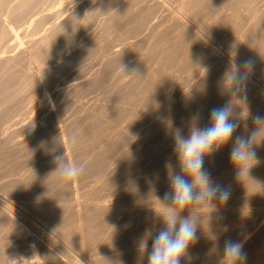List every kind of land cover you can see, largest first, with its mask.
Here are the masks:
<instances>
[{
	"label": "rangeland",
	"instance_id": "rangeland-1",
	"mask_svg": "<svg viewBox=\"0 0 264 264\" xmlns=\"http://www.w3.org/2000/svg\"><path fill=\"white\" fill-rule=\"evenodd\" d=\"M135 1L31 0V3H27L24 0L20 2L13 0L10 5L14 7L13 4H15L17 7L13 11L15 13L10 9V12L8 11V4L1 6L4 8L1 12L5 11L2 14L3 18L5 16L7 22L10 19L8 26L18 33L15 42L18 46L17 48L12 47L13 50L4 46L5 48H2L4 50L0 51V54H6L0 55V58L3 56L0 59V132H3L1 133L3 135L0 134V206H6L7 213L11 217L17 219L24 229L29 230L30 234L36 235V241H27V243L29 249L35 251V254L37 252L40 261H42L40 249L37 245L39 242L47 245V248L55 251L69 264L85 262L82 259H86V255H81L79 244H77L79 235H76V233L81 235L84 232V236L83 234L81 236L87 243L86 247L89 245L88 249L93 254L90 258L94 260H87L88 263L91 261L90 264H121L120 262L122 264H147V254L142 255L139 251L138 240L147 227L158 229L162 226L157 212L163 209L156 198L162 199L169 188L165 163L170 160L174 168L179 171L169 122L172 128H181L185 137L188 135V126L193 116L199 115V127L203 128L207 125L210 110L232 99L228 92H224L221 83L224 73L232 64H240L248 59L254 64L247 83V97H249L245 101L250 115H245L246 112L242 105L237 106L235 118L240 127L236 134L251 132L254 128L251 115L264 114V106H262L264 97L261 96L264 94V0H157L158 2L154 4L153 2L151 4L150 0ZM24 10L27 15L23 14ZM43 13L46 14L45 18L35 23L34 21ZM11 15H14L13 18L16 19L10 18ZM66 17L67 20H64ZM175 18H179L186 27H181ZM108 20L111 22L109 23ZM61 23L67 25L59 27ZM48 24L50 26L47 27ZM54 24H57V27L54 26L53 29ZM104 27L106 28L103 29ZM31 30L36 32L30 33ZM20 31L25 34L21 35ZM78 35H82L83 38ZM195 35L203 36L202 38L208 41L207 44L211 46V49L201 47ZM2 36L3 33L0 34V37ZM73 36L77 37L75 41ZM18 39H23L22 41H25L27 45ZM18 43L25 44V46ZM22 46L23 49H21ZM64 52H67L68 59H65L66 63L63 62L59 70L57 68L53 71L39 73V79L43 80L45 86L42 89L32 71L36 69L35 66L47 65L54 57L62 59L61 53ZM217 64L221 65L217 66ZM42 94L48 98L46 102ZM256 94L260 99L257 100L258 95ZM234 103L238 102L234 101ZM57 129L59 131L62 129L61 135L57 133ZM73 136L76 138L75 143L72 142ZM41 141L45 143L40 145ZM231 143L230 141L214 156L205 158L204 165L208 171L210 170V174L212 173L211 177L215 182L230 189V199L228 198L226 203L215 201L217 211L213 212L209 207L194 206L203 222L197 230L199 239L196 245L194 244L189 249L194 250L198 247L206 249L205 257H209L210 260H214L217 250L223 248L226 237L230 238L240 233L243 226L256 222L261 215L264 216V169H262L264 168V141L254 146L259 162L250 169L249 179L245 177L243 180L237 178V170L230 160ZM60 147L65 149L68 158L65 156L66 153L60 151ZM68 151H70V156ZM128 152L131 153L130 156ZM58 156L62 157L63 161L67 158L65 160L67 163L71 160L70 163L74 162L85 168L84 174L74 178L76 193L69 190L71 186L69 187L68 183L69 185L72 183L71 179L70 183L69 180H61L55 174V169L60 166V161L54 162L55 157ZM74 194H78L79 196L76 197L83 201L81 215L84 218L81 216L80 223L77 222L76 210L68 202ZM65 198L68 199L65 200ZM97 199H110L113 204L111 208L103 212L101 208L96 209L97 206L93 205ZM3 202L9 204V207ZM188 214V209L182 213L183 216ZM207 216H210V219ZM7 217L0 212V218L3 219H0V264H7L6 256L10 253L17 256L23 250L24 244L28 246L26 242H22L23 231L18 235L20 232L17 226L12 225V221ZM44 219L47 220L44 221ZM29 225L32 228H29ZM257 232L258 235L253 234L256 238L252 236L254 239L252 241L250 239L248 241L250 244L247 242L243 248L244 252L248 253L247 261L251 264H258V260V263L252 262L251 258L255 253L264 251L261 249L264 248V245L261 246L264 240V224L259 226ZM209 233L217 234L221 238L218 244L213 239L211 240ZM16 240L18 242L20 240V245ZM148 247L151 248V240H149ZM202 257L198 256L196 261L193 260L186 264H199ZM260 261L259 264H264L262 259ZM47 264L56 263L50 258ZM180 264L184 263L180 262Z\"/></svg>",
	"mask_w": 264,
	"mask_h": 264
},
{
	"label": "clouds",
	"instance_id": "clouds-1",
	"mask_svg": "<svg viewBox=\"0 0 264 264\" xmlns=\"http://www.w3.org/2000/svg\"><path fill=\"white\" fill-rule=\"evenodd\" d=\"M253 68V62L248 59L240 64L234 63L226 70L222 78L223 88L232 99L222 106L213 107L209 112V122L203 128L198 126L199 115L191 118L187 137L181 128H172L169 122L179 171L170 160L165 163L169 188L162 199L156 198L163 209L157 212L162 226L158 229L146 228L138 240L139 251L142 255L147 254V264H180L181 258L191 261L189 248L199 239L197 230L202 226L201 215L194 206L209 207L213 212L217 211L215 201L227 202L230 189L212 179L204 167L205 158L214 156L231 141L230 160L237 170L238 179H249L250 169L258 163L254 146L264 141V114L251 115L254 128L246 134H236L240 124L235 118V109L241 105L246 116L250 115L245 101L248 78ZM75 140L73 136L72 142L75 143ZM44 143L41 141L40 145ZM128 155L131 153L128 152ZM56 161H60V166L55 169V174L61 180H70L85 172L83 165L67 163L62 157H55ZM186 209L189 214L183 216L182 212ZM209 235L218 244L219 236L214 233ZM243 248V241L226 239L222 249L225 264H247Z\"/></svg>",
	"mask_w": 264,
	"mask_h": 264
},
{
	"label": "bare ground",
	"instance_id": "bare-ground-1",
	"mask_svg": "<svg viewBox=\"0 0 264 264\" xmlns=\"http://www.w3.org/2000/svg\"><path fill=\"white\" fill-rule=\"evenodd\" d=\"M13 0H0V29H2V33H3V36L2 37H4V39L2 38V37H0V51L1 50H4V49H2L4 46H6L7 48L8 47H10L11 49H12V47L14 48V46H16V48H17V46L18 45H15L16 43V38H17V32H15V31H13L12 30V28L10 27V26H8V23L10 22V19L8 20L9 22H7L6 21V18H5V16H4V18H3V16H2V14H3V12H5V11H3V12H1L2 10V8H1V6H6L7 4H8V6H7V9H8V11L10 12V10H11V12H13L17 7H15V4H13L14 5V7L13 6H11L10 5V3L12 2ZM21 0H19V2H20ZM25 2L27 1V3H31V0H24ZM35 1V0H34ZM40 1V0H39ZM50 1V0H49ZM79 1V0H78ZM84 1V0H83ZM116 1H118V0H116ZM130 1V0H129ZM135 1V0H134ZM151 1V4H152V2H153V4H154V2L156 3V2H158L157 0H150ZM17 3H18V1H16ZM115 2V1H114ZM136 2V1H135ZM208 2V1H207ZM211 2V1H210ZM34 3V2H33ZM41 3V2H40ZM39 3V4H40ZM100 3V2H99ZM147 3V2H146ZM178 3V2H177ZM222 3V2H221ZM36 4V3H35ZM56 4V3H55ZM82 4V3H81ZM87 4V3H86ZM104 4V3H103ZM134 4V3H133ZM149 4V3H148ZM147 4V5H148ZM170 4V3H169ZM26 5V4H25ZM54 5V4H53ZM65 5V4H64ZM75 5V4H74ZM79 5V4H78ZM128 5V4H127ZM143 5V4H142ZM156 5V4H155ZM158 5H160V3L158 4ZM216 5V4H215ZM22 6V5H21ZM24 6V5H23ZM40 6V5H39ZM82 6V5H81ZM124 6V5H123ZM157 6V5H156ZM203 6V5H202ZM26 7V6H25ZM125 7V6H124ZM159 7V6H158ZM188 7V6H187ZM24 8V7H23ZM22 8V9H23ZM32 8V7H31ZM39 8V7H38ZM52 8V7H51ZM59 8V7H58ZM76 8V7H75ZM77 8H79V7H77ZM82 8V7H81ZM84 8V7H83ZM82 8V9H83ZM95 8V7H94ZM196 8V7H195ZM201 8V7H200ZM4 9V8H3ZM10 9V10H9ZM28 9V8H27ZM26 9V10H27ZM29 9H30V7H29ZM37 9V8H36ZM106 9V8H105ZM143 9V8H142ZM166 9V8H165ZM26 10H24V12H23V14L25 13V11ZM50 10V9H49ZM56 10V9H55ZM67 10V9H66ZM66 10H64V11H66ZM92 10H94V9H92ZM96 10V9H95ZM98 10V9H97ZM122 10V9H121ZM140 10H141V8H140ZM163 10V9H162ZM219 10V9H218ZM19 11V10H18ZM30 11V10H29ZM38 11V10H37ZM224 11H226L225 9H224ZM52 12V11H51ZM141 12V11H140ZM172 12V11H171ZM191 12V11H190ZM13 13H15V12H13ZM13 13H11V14H13ZM19 13H21V12H19ZM30 13V12H29ZM33 13V12H32ZM167 13V12H166ZM165 13V14H166ZM173 13V12H172ZM209 13V12H208ZM211 13V12H210ZM22 14V15H23ZM26 14V13H25ZM40 14V13H39ZM96 13H94V15H95ZM101 14V13H100ZM145 14V13H144ZM180 14V13H179ZM229 14V13H228ZM5 15V14H4ZM15 15V14H14ZM14 15H11L12 17H10V18H13V16ZM27 15V14H26ZM29 15V14H28ZM31 15V14H30ZM32 15H34V14H32ZM31 15V16H32ZM45 15L46 14H44L43 13V15H41V16H39L38 17V19H36L34 22L35 23H38V21L39 20H41L42 18L44 19L45 18ZM67 15V14H66ZM74 15V14H73ZM148 15V14H147ZM182 15V14H181ZM209 15V14H208ZM17 16V15H16ZM21 16V15H20ZM25 16V15H24ZM24 16H23V18H24ZM90 16V15H89ZM96 16V15H95ZM171 16V15H170ZM219 16V15H218ZM224 16V15H223ZM22 17V16H21ZM27 17V16H26ZM65 17V16H64ZM77 17V16H76ZM148 17V16H147ZM154 17V16H153ZM171 17H173V16H171ZM175 17H177V16H175ZM206 17V16H205ZM58 18V17H57ZM61 18H63V17H61ZM94 18V17H93ZM209 18V17H208ZM16 19V18H15ZM14 18H13V20H15ZM25 19V18H24ZM29 19H30V17H29ZM172 19V18H171ZM176 19V21L181 25V27L182 26H184L183 28H185L186 27V25L179 19V18H175ZM13 20H12V22H13ZM23 20V19H22ZM64 20H67V17L64 19ZM64 20H62L63 22H64ZM77 20V19H76ZM89 20V19H88ZM111 20V19H110ZM169 20V19H168ZM208 20V19H207ZM216 19H214V21H215ZM18 21V20H17ZM56 21V20H55ZM60 21V20H59ZM114 21V20H113ZM228 21V20H227ZM29 22H30V20H29ZM50 22V21H49ZM66 22V21H65ZM72 22V21H71ZM106 22H107V20H106ZM108 22H109V20H108ZM111 22V21H110ZM109 22V23H110ZM140 22V21H139ZM191 22V21H190ZM17 23V22H16ZM26 23H27V21H26ZM58 24H59V22H57ZM69 23V22H68ZM86 23H88V22H86ZM94 23V22H93ZM50 24V23H49ZM46 25L47 27L48 26H50V25ZM65 24V23H64ZM72 24V23H71ZM70 24V25H71ZM92 24V23H91ZM154 24H156V23H154ZM173 24V23H172ZM10 25V24H9ZM22 25V24H21ZM28 25V24H27ZM57 24H54V25H52L53 26V29L55 28V27H57L56 26ZM63 24L61 23V25H58L59 27H61ZM67 25V24H66ZM66 25H63V26H66ZM90 25V24H89ZM105 25H107V24H105ZM122 25V24H121ZM158 25V24H157ZM211 25V24H210ZM240 25V24H239ZM31 26V25H30ZM55 26V27H54ZM85 26V25H84ZM169 26V25H168ZM167 26V27H168ZM219 26V25H218ZM26 27V26H25ZM24 27V28H25ZM42 27V26H41ZM46 27V28H47ZM138 27V26H137ZM199 27V26H198ZM15 28V27H14ZM16 28H19V27H16ZM27 28V27H26ZM43 28V27H42ZM68 28V27H67ZM106 27H104L103 29H105ZM108 28V27H107ZM155 28V27H154ZM189 28V27H188ZM208 28V27H207ZM34 29V28H33ZM41 29V28H40ZM52 28H50V30H51ZM61 29V28H60ZM109 29V28H108ZM107 29V30H108ZM146 29V28H145ZM191 29V28H190ZM219 29V28H218ZM21 30V29H20ZM38 30V29H37ZM57 30H59V29H57ZM82 30V29H81ZM80 30V31H81ZM142 30H144V29H142ZM173 30V29H172ZM177 30V29H176ZM192 30V29H191ZM205 30V29H204ZM235 30V29H234ZM21 31H23V30H21ZM20 31V32H21ZM25 31V30H24ZM32 31H34V30H31V32L30 33H32ZM49 31V30H48ZM53 30H51V32H52ZM66 31H68V30H66ZM86 31V30H85ZM100 31V30H99ZM104 31V30H103ZM146 31V30H145ZM168 31V30H167ZM233 31V30H232ZM34 32H36V31H34ZM34 32H33V34H34ZM43 32V31H42ZM45 32V31H44ZM70 32V31H69ZM109 32V31H108ZM131 32V31H130ZM2 33H0L1 35H2ZM22 34L21 35H23V34H25V33H23V32H21ZM40 33V32H39ZM38 33V35H40ZM48 33V32H47ZM46 33V34H47ZM56 33V32H55ZM67 33V32H66ZM83 33H84V31H83ZM132 33V32H131ZM148 33V32H147ZM172 33V32H171ZM197 33V32H196ZM202 33H203V31H202ZM259 33V32H258ZM20 34V33H19ZM27 34V33H26ZM49 34H51V33H49ZM53 34H54V32H53ZM57 34V33H56ZM71 34V33H70ZM80 34V33H79ZM93 34V33H92ZM123 34V33H122ZM137 34V33H136ZM20 35V36H21ZM28 35H29V33H28ZM30 35H32V34H30ZM37 35V36H38ZM41 35H43V34H41ZM65 35V34H64ZM82 35H84V34H82ZM79 36V37H82L83 38V36ZM91 35V34H90ZM98 36L100 35V34H97ZM158 35V34H157ZM43 36H45V35H43ZM47 36V35H46ZM58 36V35H57ZM85 36V35H84ZM95 36V35H94ZM153 36V35H152ZM166 36V35H165ZM197 35H195V37H196ZM35 37V36H34ZM67 37V36H66ZM72 37V36H71ZM74 38L76 37V36H73ZM88 37V36H87ZM91 37V36H90ZM132 37V36H131ZM163 37V36H162ZM203 37V36H202ZM201 37V35L199 36H197L196 38H198L197 40H198V42H199V44L201 45V47H203V48H205V49H211V46H209L208 44H207V42L203 39ZM249 37V36H248ZM1 38H2V40H1ZM20 38V37H19ZM33 38V37H32ZM36 38V37H35ZM35 38L33 39V40H35ZM49 38V37H48ZM55 38V37H54ZM74 38H72V39H74ZM77 38V37H76ZM76 38L74 39V41L76 40ZM82 38H81V40H82ZM94 38H96V37H94ZM93 38V39H94ZM117 38V37H116ZM25 39V38H24ZM30 39V38H29ZM29 39H26V40H28L29 41ZM38 39H39V37H38ZM38 39L36 40V41H38ZM50 39V38H49ZM69 39H70V37H69ZM87 39V38H86ZM135 39V38H134ZM19 40V39H18ZM23 40V39H22ZM22 40H19L20 42H23V43H25V41H22ZM32 40V41H33ZM55 40V39H54ZM58 40V39H57ZM56 40V41H57ZM68 40V39H67ZM71 40V39H70ZM79 41H81L80 39H78ZM77 40V41H78ZM207 40V39H206ZM9 41V42H8ZM31 41V40H30ZM76 41V42H77ZM79 41L77 42L78 44H79ZM95 41V40H94ZM97 41V40H96ZM156 41V40H155ZM3 42L5 43V44H3ZM48 42H50V40L48 41ZM54 42V41H53ZM59 42V41H58ZM65 42H67V41H65ZM71 42V41H70ZM90 42H92V41H90ZM122 42V41H121ZM187 42V41H186ZM190 42V41H189ZM34 43H35V45H36V42L34 41ZM39 42H37V44H38ZM56 43V42H55ZM62 43V42H61ZM77 43H75V44H77ZM105 43V42H104ZM149 43H151V42H149ZM170 43V42H169ZM18 44H20V43H18ZM26 44V43H25ZM25 44H20V45H24L25 46ZM60 44V43H59ZM66 44V43H65ZM68 44V43H67ZM71 44V43H70ZM69 44V45H70ZM74 44V45H75ZM80 44H83V43H80ZM87 44H89V43H87ZM136 44V43H135ZM192 44H194V43H192ZM217 44V43H216ZM252 44V43H251ZM19 45V46H20ZM27 45V44H26ZM63 45V44H62ZM250 45V44H249ZM57 46V45H56ZM71 46H73V45H71ZM76 46V45H75ZM79 46V45H78ZM81 47H82V45H80ZM107 46H108V44H107ZM118 46V45H117ZM169 46V45H168ZM182 46V45H181ZM244 46V45H243ZM28 47H29V45H28ZM50 47V46H49ZM77 47V46H76ZM173 47V46H172ZM5 48V47H4ZM25 48V47H24ZM61 48H62V46H61ZM119 48V47H118ZM153 48V47H152ZM9 49V48H8ZM19 49V48H18ZM21 49H23V46L21 47ZM27 49V48H26ZM57 49V48H56ZM55 49V50H56ZM67 49V48H66ZM73 49V48H72ZM100 49H101V47H100ZM114 49V48H113ZM124 49V48H123ZM141 49V48H140ZM213 49V48H212ZM248 49V48H247ZM13 50V49H12ZM14 50H16V49H14ZM20 50V49H19ZM18 50V51H19ZM30 50V49H29ZM36 50V49H35ZM75 50H76V48H75ZM83 50V49H82ZM90 50H91V48H90ZM93 50H95V49H93ZM92 50V51H93ZM119 50H120V48H119ZM218 50V49H217ZM11 51V50H10ZM18 51H17V53H18ZM21 51V50H20ZM31 51V50H30ZM34 51V50H33ZM65 51V50H64ZM70 51V50H69ZM116 51V50H115ZM115 51H113V53L115 52ZM176 51V50H175ZM212 51H214V50H212ZM2 52V51H1ZM4 52V51H3ZM7 52V51H6ZM76 52H77V50H76ZM85 52V51H84ZM104 52V51H103ZM121 52V51H120ZM123 52V51H122ZM12 53V52H11ZM14 53V52H13ZM17 53H16V56H17ZM59 53H60V51H59ZM65 53V52H64ZM64 53H61V55H62V59L60 58H53L52 60H49V63L46 65H44V66H35L36 67V69H34V72L32 71V73H33V75H34V78L37 80V82H38V84H39V86L42 88V89H44V83H43V80L41 81L40 79H39V73H42V72H49V71H53V70H55V69H57L58 68V70H59V67L60 66H62V64H64L63 62H65L66 63V61H65V59H68L67 58V52L64 54ZM82 53V52H81ZM87 53V52H86ZM85 53V54H86ZM96 53V52H95ZM156 53V52H155ZM205 53V52H204ZM243 53V52H242ZM9 54V53H8ZM8 54H7V56H8ZM19 54V53H18ZM73 54V53H72ZM76 54V53H75ZM80 54V53H79ZM82 54H84V53H82ZM99 54V53H98ZM97 54V55H98ZM126 54V53H125ZM164 54V53H163ZM0 55H6V54H0ZM11 55V54H10ZM88 55H90V54H88ZM115 55V54H114ZM177 55V54H176ZM185 55V54H184ZM7 56H6V58H7ZM12 56H14V55H12ZM25 56V55H24ZM75 56V55H74ZM80 56H83V55H80ZM86 56V55H85ZM84 56V57H85ZM167 56V55H166ZM174 56V55H173ZM172 56V57H173ZM213 56V55H212ZM10 57V56H9ZM19 57V56H18ZM23 57V56H22ZM193 57V56H192ZM211 57V56H210ZM215 57H217V56H215ZM3 58V56H1V58L0 59H2ZM6 58H4L5 60H8V59H6ZM100 58V57H99ZM112 58V57H111ZM110 58V59H111ZM146 58V57H145ZM168 58V57H167ZM219 58V57H218ZM221 58V57H220ZM21 59V58H20ZM19 59V60H20ZM31 59V58H30ZM41 59V58H40ZM82 59V58H81ZM118 59H119V57H118ZM243 59V58H242ZM183 60V59H182ZM220 60V59H219ZM253 60V59H252ZM2 61V60H1ZM11 61H13V60H11ZM26 61V60H25ZM47 61V60H46ZM81 61V60H80ZM96 61V60H95ZM102 61V60H101ZM139 61V60H138ZM221 61H222V58H221ZM220 61V62H221ZM5 62V61H4ZM32 62V61H31ZM110 62H111V60H110ZM126 62V61H125ZM212 62V61H211ZM225 62V61H224ZM223 62V63H224ZM1 63H3V62H1ZM12 63V62H11ZM99 63V62H98ZM114 63V62H113ZM138 63V62H137ZM164 63V62H163ZM205 63V62H204ZM29 64V63H28ZM130 64H132V63H130ZM8 65V64H7ZM36 65V64H35ZM147 65V64H146ZM219 65H221V64H219ZM218 64H217V66H219ZM226 65H227V63H226ZM10 66V65H9ZM69 66H70V64H69ZM187 66V65H186ZM208 66V65H207ZM14 67V66H13ZM66 67V66H65ZM121 67V66H120ZM25 68V67H24ZM125 68V67H124ZM131 68V67H130ZM5 69H6V67H5ZM23 69V68H22ZM95 69V68H94ZM129 69V68H128ZM164 69V68H163ZM221 69V68H220ZM30 70V69H29ZM110 70V69H109ZM184 70V69H183ZM37 71V72H36ZM63 71V70H62ZM116 71V70H115ZM130 71V70H129ZM150 71V70H149ZM158 71V70H157ZM213 71V70H212ZM215 71V70H214ZM11 72V71H10ZM13 72V71H12ZM55 72V71H54ZM56 72H57V70H56ZM89 72V71H88ZM106 72H107V70H106ZM118 72H119V70H118ZM152 72V71H151ZM154 72V71H153ZM180 72V71H179ZM218 72V71H217ZM223 72V71H222ZM141 73V72H140ZM197 72H195V74H196ZM31 74V73H30ZM63 74V73H62ZM200 74H201V72H200ZM214 74V73H213ZM252 74V73H251ZM20 75V74H19ZM60 75V74H59ZM105 75V74H104ZM167 75V74H166ZM136 76H137V74H136ZM21 77V76H20ZM148 77V76H147ZM197 77V76H196ZM2 78V77H1ZM16 78V77H15ZM18 78V77H17ZM95 78H96V76H95ZM189 78V77H188ZM57 79V78H56ZM114 79V78H113ZM143 79V78H142ZM146 79V78H145ZM2 80V79H1ZM5 80H6V78H5ZM14 80V79H13ZM130 80V79H129ZM148 80V79H147ZM220 80V79H219ZM159 81V80H158ZM92 82V81H91ZM111 82V81H110ZM162 82V81H161ZM180 82V81H179ZM2 83V82H1ZM105 83V82H104ZM125 83V82H124ZM127 83V82H126ZM169 83V82H168ZM222 83V82H221ZM220 83V84H221ZM5 84V83H4ZM128 84V83H127ZM135 84V83H134ZM148 84V83H147ZM156 84V83H155ZM161 84V83H160ZM173 84H175V83H173ZM187 84V83H186ZM189 84V83H188ZM223 84V83H222ZM96 85V84H95ZM137 85V84H136ZM185 85V84H184ZM194 85V84H193ZM251 85V84H250ZM10 86V85H9ZM38 86V87H39ZM113 86V85H112ZM8 87V86H7ZM37 87V86H36ZM117 87V86H116ZM196 87V86H195ZM199 87V86H198ZM5 88V87H4ZM40 88V89H41ZM194 88V87H193ZM10 89V88H9ZM109 89V88H108ZM219 89V88H218ZM7 90V89H6ZM5 90V91H6ZM107 90V89H106ZM133 90V89H132ZM208 90V89H207ZM206 90V91H207ZM4 91V90H3ZM112 91V90H111ZM164 91V90H163ZM248 91V90H247ZM2 92V91H1ZM26 92V91H25ZM186 92V91H185ZM220 92V91H219ZM218 92V93H219ZM224 92H225V90H224ZM262 92V91H261ZM261 92H259L260 93V95H261ZM105 93V92H104ZM151 93V92H150ZM201 93V92H200ZM24 94H26V93H24ZM190 94V93H189ZM251 94V93H250ZM1 95V94H0ZM27 95V94H26ZM195 95V94H194ZM256 95H258V94H256ZM118 96V95H117ZM133 96V95H132ZM173 96V95H172ZM176 96V95H175ZM226 96V95H225ZM255 96V95H254ZM262 97H264V94H262L261 95ZM260 96V97H261ZM5 97V96H4ZM42 97H43V99L45 100L44 102H46L47 101V97L45 96V94L43 95L42 94ZM103 97V96H102ZM249 97V96H248ZM247 97V98H248ZM256 97V96H255ZM18 97H16V99H17ZM117 98V97H116ZM121 98V97H120ZM148 98V97H147ZM210 98V97H209ZM226 98V97H225ZM37 99V98H36ZM115 99V98H114ZM157 99V98H156ZM258 99H260L259 98V95H258V98H257V100ZM249 100H251V99H249ZM262 100V99H261ZM260 100V101H261ZM148 101V100H147ZM16 102V101H15ZM221 102V101H220ZM258 102V101H257ZM143 104V103H142ZM145 104V103H144ZM251 104V103H250ZM4 105V104H3ZM187 105V104H186ZM205 105V104H204ZM220 105V104H219ZM262 105V104H261ZM9 106V105H8ZM11 106V105H10ZM9 106V107H10ZM169 106V105H168ZM262 106H264V105H262ZM3 107V106H2ZM180 107V106H179ZM208 107V106H207ZM6 108V107H5ZM164 108V107H163ZM182 108V107H181ZM195 108V107H194ZM237 108V107H236ZM251 108V107H250ZM2 109V108H1ZM173 109V108H172ZM199 109V108H198ZM204 109V108H203ZM208 110V109H207ZM236 110V109H235ZM146 111V110H145ZM189 111V110H188ZM57 112V111H56ZM169 112V111H168ZM179 112V111H178ZM241 112V111H240ZM3 113V112H2ZM9 113V112H8ZM58 113V112H57ZM135 113V112H134ZM193 113V112H192ZM205 113V112H204ZM236 113H238V112H236ZM242 113V112H241ZM54 114H55V112H54ZM156 114V113H155ZM177 115V114H176ZM205 115V114H204ZM238 115V114H237ZM240 115V114H239ZM246 115V114H245ZM55 116V115H54ZM2 117V116H1ZM176 117V116H175ZM9 118V117H8ZM57 118V117H56ZM177 118V117H176ZM209 118V117H208ZM123 120V119H122ZM144 120V119H143ZM245 120H247V119H245ZM8 121V120H7ZM54 121V120H53ZM52 121V122H53ZM59 121V120H58ZM135 121V120H134ZM155 122V121H154ZM163 122V121H162ZM248 122V121H247ZM145 123V122H144ZM191 123V122H190ZM241 123V122H240ZM5 124V123H4ZM53 124V123H52ZM55 124V123H54ZM155 124H157V123H155ZM57 125H58V123H57ZM15 126V125H14ZM151 126V125H150ZM57 127V126H56ZM65 127V126H64ZM174 127V126H173ZM2 128V127H1ZM6 128V127H5ZM11 128H13V126L11 127ZM10 128V129H11ZM10 129H8V130H10ZM60 129V128H59ZM59 129H57V133L59 134V135H61V133H60V131L62 130H60L59 131ZM63 129H65V128H63ZM163 129V128H162ZM161 129V130H162ZM4 130V129H3ZM11 130H13V129H11ZM16 130H17V128H16ZM20 130V129H19ZM55 130V129H54ZM253 130V129H252ZM6 131V130H5ZM90 131V130H89ZM104 131V130H103ZM64 132V131H63ZM63 132H62V134H63ZM185 132V131H184ZM1 133H3V132H0V134ZM5 133V132H4ZM188 133V132H187ZM6 134V133H5ZM32 134V133H31ZM58 134H57V136H58ZM1 135H3V134H1ZM0 135V136H1ZM29 135V134H28ZM149 135V134H148ZM48 136V135H47ZM62 136H64V135H62ZM101 136V135H100ZM28 137V136H27ZM35 137V136H34ZM60 137V136H59ZM142 137V136H141ZM6 138H7V135H6ZM21 138H23V137H21ZM56 138H58V137H56ZM64 139V138H63ZM21 140V139H20ZM26 140V139H25ZM18 142H19V140H18ZM126 142V141H125ZM64 143H65V141H64ZM17 144V143H16ZM69 144V143H68ZM232 144V143H231ZM230 144V145H231ZM63 145V144H62ZM150 145V144H149ZM166 145V144H165ZM1 147V146H0ZM59 147V146H58ZM65 147V146H64ZM68 147V146H67ZM129 147V146H128ZM132 147V146H131ZM125 148V147H124ZM60 149V151L62 152V153H66V151H65V149H63L62 147H60L59 148ZM69 149V148H68ZM77 149V148H76ZM121 150V149H120ZM8 151V150H7ZM59 151V150H58ZM170 151V150H169ZM70 151H68V153H69ZM124 152V151H123ZM122 152V153H123ZM140 152V151H139ZM142 152V151H141ZM222 152V151H221ZM227 152V151H226ZM229 152V151H228ZM17 154V153H16ZM59 154H60V152H59ZM126 154V153H125ZM72 155V154H71ZM66 157L68 156L67 155V153H66V155H65ZM69 156H70V153H69ZM133 156V155H132ZM65 157V158H66ZM72 157V156H71ZM70 157V158H71ZM64 158V159H65ZM68 158V157H67ZM66 158V159H67ZM69 158V159H70ZM63 159V158H62ZM65 159V160H66ZM134 159V158H133ZM211 159V158H210ZM64 160V161H65ZM258 160V159H257ZM260 160V159H259ZM3 161V160H2ZM13 161V160H12ZM68 161V160H67ZM71 161V160H70ZM70 161L68 162V163H70ZM214 161V160H213ZM5 162V161H4ZM122 162V161H121ZM259 162V161H258ZM15 163V162H14ZM72 163H74V162H72ZM142 163V162H141ZM117 164V163H116ZM115 164V165H116ZM156 164V163H155ZM257 164V163H256ZM5 165V164H4ZM131 165V164H130ZM216 165V164H215ZM218 165V164H217ZM220 165H222V164H220ZM15 166V165H14ZM129 166V165H128ZM22 167V166H21ZM36 167V166H35ZM127 167V166H126ZM256 167V166H255ZM258 167H259V165H258ZM139 168V167H138ZM253 168V167H252ZM38 169V168H37ZM125 169V168H124ZM147 169V168H146ZM260 169V168H259ZM262 169H264V168H262ZM39 170V169H38ZM219 170V169H218ZM222 170V169H221ZM220 170V171H221ZM235 170V169H234ZM253 170V169H252ZM112 171V170H111ZM114 171V170H113ZM127 171V170H126ZM210 171V170H209ZM213 172V171H212ZM216 173L218 172V171H215ZM224 172H226V171H224ZM251 172V171H250ZM133 173V172H132ZM214 173V172H213ZM253 173V172H252ZM35 174V173H34ZM261 174V173H260ZM21 175V174H20ZM110 175V174H109ZM211 175H212V173H211ZM217 175V174H216ZM222 175V174H221ZM221 175H219V177L221 176ZM254 175V174H253ZM18 176V175H17ZM26 176V175H25ZM148 176H149V174H148ZM229 177V176H228ZM232 177V176H231ZM34 178V177H33ZM95 178V177H94ZM135 178H137V177H135ZM257 178V177H256ZM80 179V178H79ZM158 179V178H157ZM156 179V180H157ZM214 179V178H213ZM220 179V178H219ZM11 180V179H10ZM72 180V183L70 182V180H69V182L71 183L70 185H69V183H68V186L71 188H69V190H70V192H74V193H76L75 191H76V186H75V184H73V182H74V178L73 179H71ZM150 180V179H149ZM223 180V179H222ZM232 180V179H231ZM242 180V179H241ZM240 180V181H241ZM30 181V180H29ZM68 181V180H67ZM217 181V180H216ZM91 182V181H90ZM16 183V182H15ZM25 183V182H24ZM36 183V182H35ZM109 183V182H108ZM127 183V182H126ZM144 183V182H143ZM225 183V182H224ZM235 183V182H234ZM259 183V182H258ZM168 184V183H167ZM222 184V183H221ZM145 185V184H144ZM164 185H166V184H164ZM39 188V187H38ZM234 188V187H233ZM19 189V188H18ZM79 189V188H78ZM153 191V190H152ZM17 192V191H16ZM57 192V191H56ZM72 192V193H73ZM157 192V191H156ZM71 193V194H72ZM234 193V192H233ZM258 193V192H257ZM114 194V193H113ZM130 194V193H129ZM132 194V193H131ZM78 194H74L73 196L71 195V197L68 199V198H65V200L66 199H68V202L70 203V205L76 210V215H77V217H76V215L74 214V216L77 218V222L78 223H80V221H81V207H82V202L83 201H81V199H78L76 196H77ZM41 196V195H40ZM70 196V195H69ZM79 196V195H78ZM108 196V195H107ZM44 197V196H43ZM103 197V196H102ZM231 197V196H230ZM34 198V197H33ZM41 198V197H40ZM35 199V198H34ZM50 199V198H49ZM88 199V198H87ZM230 199V198H229ZM51 200V199H50ZM56 200H59V199H56ZM63 200V199H62ZM152 200V199H151ZM50 202V201H49ZM58 202V201H57ZM63 202V201H62ZM92 202V201H91ZM218 202V201H217ZM4 203V202H3ZM46 203V202H45ZM56 203V202H55ZM87 203H88V201H87ZM151 203V202H150ZM5 204V203H4ZM3 204V205H4ZM65 204V203H64ZM89 204H91V203H89ZM96 205L97 206V208L96 209H99V208H101L100 210L101 211H105V210H107V209H109V208H111V206H112V201L110 200V199H97V200H95V202H93V205ZM121 204V203H120ZM133 204V203H132ZM136 204V203H135ZM159 204V206H160V203H158ZM221 204V203H220ZM5 205H7V204H5ZM9 205V204H8ZM7 205V206H8ZM38 205V204H37ZM50 205V204H49ZM63 205V204H62ZM84 205V204H83ZM156 205V204H155ZM59 206V205H58ZM57 206V207H58ZM69 206V205H68ZM95 206V207H96ZM139 206V205H138ZM236 206V205H235ZM9 207V206H8ZM46 207V206H45ZM44 207V208H45ZM63 207H64V205H63ZM99 207V208H98ZM117 207V206H116ZM125 207V206H124ZM137 207V206H136ZM143 207V206H142ZM221 207V206H220ZM253 207V206H252ZM12 208H13V206H12ZM43 208V207H42ZM48 208V207H47ZM60 208V207H59ZM84 208V207H83ZM86 208V207H85ZM114 208H115V206H114ZM148 208V207H147ZM152 208V207H151ZM155 208V207H154ZM203 208V207H202ZM11 209V208H10ZM15 209V208H14ZM49 209V208H48ZM63 209V208H62ZM73 209V210H74ZM102 209H104V210H102ZM125 209V208H124ZM139 209H141V208H139ZM198 209V208H197ZM234 209V208H233ZM56 210V209H55ZM72 210V209H71ZM129 210V209H128ZM147 210V209H146ZM156 210V209H155ZM154 210V211H155ZM162 210V209H161ZM212 210V209H211ZM219 210V209H218ZM7 211H8V208L6 207V206H0V212H2V213H4L6 216H8L7 218H10V220L12 221L11 222V224L12 225H16L17 227V230H19V234L18 235H20L21 234V232H22V234L24 233V235H23V237H22V242H26L27 243V241H36V238H35V236H33V234H30L28 231L29 230H27V228L26 229H24L21 225H20V223L17 221V219H15V218H13V217H11L8 213H7ZM60 211V210H59ZM83 211V210H82ZM84 211H85V209H84ZM83 211V212H84ZM97 211V210H96ZM99 211V210H98ZM119 211V210H118ZM138 211V210H137ZM148 211V210H147ZM42 212V211H41ZM49 212H51V211H49ZM57 212H58V210H57ZM68 212V211H67ZM93 212V211H92ZM100 212V211H99ZM157 212V211H156ZM210 212V211H209ZM223 212V211H222ZM221 212V213H222ZM255 212V211H254ZM11 213V212H10ZM70 213V212H69ZM73 213H74V211H73ZM102 213V212H101ZM101 213H99V215L101 214ZM107 213V212H106ZM105 213V214H106ZM131 213H133V212H131ZM130 213V214H131ZM150 213H152V212H150ZM183 213V212H182ZM185 213V212H184ZM206 213H208V212H206ZM67 214V213H66ZM91 214V213H90ZM128 214V213H127ZM137 214V213H136ZM141 214V213H140ZM12 215V214H11ZM14 215V214H13ZM98 215V214H97ZM145 215V214H144ZM206 215V214H205ZM94 216V215H93ZM142 216V215H141ZM66 217V216H65ZM83 217V216H82ZM116 217V216H115ZM118 217V216H117ZM116 217V218H117ZM208 217V216H207ZM6 218V217H5ZM68 218V217H67ZM75 218V219H76ZM84 218V217H83ZM113 218V217H112ZM119 218V217H118ZM127 218V217H126ZM151 218H153V217H151ZM1 219V218H0ZM26 219V218H25ZM259 219V218H258ZM1 220H3V219H1ZM19 220V219H18ZM47 220V219H46ZM45 219H44V221H46ZM72 220H74V219H72ZM108 220V219H107ZM245 220V219H244ZM64 221H66V220H64ZM83 221V220H82ZM120 221H121V219H120ZM4 222V221H3ZM6 222V221H5ZM138 222V221H137ZM203 222V221H202ZM47 223H49V222H47ZM83 223H84V221H83ZM97 223V222H96ZM105 223V222H104ZM124 223V222H123ZM149 223H150V221H149ZM245 223V222H244ZM7 223H5V225H6ZM35 224V223H34ZM43 224V223H42ZM85 224V223H84ZM99 224V223H98ZM97 224V225H98ZM108 224V223H107ZM126 224V223H125ZM262 224H264V216H262L261 215V217H260V219L259 220H256V222H253V223H250V224H248L247 226L245 225V227L243 226V228H242V231L240 232V233H237V234H235V235H233L232 237H230V239H232L233 241H243L244 242V245L251 239V241L254 239V238H256V237H254V233H256L257 232V229H259V226L260 225H262ZM3 225H4V223H3ZM27 225V224H26ZM45 225V224H44ZM81 225H83V224H81ZM109 225V224H108ZM122 225V224H121ZM242 225H243V223H242ZM2 226V225H1ZM30 227L29 228H32L31 227V225H29ZM46 226H47V224H46ZM85 226V225H84ZM100 226V225H99ZM139 226V225H138ZM7 227V226H6ZM87 227H88V225H87ZM96 227V226H95ZM242 227V226H241ZM5 228V227H4ZM10 228V227H9ZM45 228H47V227H45ZM61 228V227H60ZM148 228V227H147ZM239 228V227H238ZM261 229H262V227H260ZM37 229V228H36ZM48 229V228H47ZM73 229V228H72ZM102 229V228H101ZM129 229V228H128ZM64 230V229H63ZM83 230V229H82ZM104 230V229H103ZM223 230V229H222ZM225 230V229H224ZM234 230V229H233ZM5 231V230H4ZM31 231V230H30ZM49 231V230H48ZM84 231V230H83ZM82 231V232H83ZM97 231V230H96ZM108 231H109V229H108ZM235 231V230H234ZM262 231V230H261ZM14 232H16V231H14ZM37 232V231H36ZM57 232V231H56ZM81 232V233H82ZM100 232V231H99ZM103 232V231H102ZM139 232V231H138ZM222 232V231H221ZM228 232V231H227ZM231 232H233L232 230H231ZM231 232L229 233V234H231ZM238 232V231H237ZM58 233V232H57ZM84 233V232H83ZM82 233V234H83ZM101 233V232H100ZM258 233V232H257ZM256 233V234H257ZM2 234V233H1ZM14 234H17V233H14ZM36 234V233H35ZM81 234V235H82ZM219 234V233H218ZM228 234V235H229ZM255 234V235H256ZM12 235V234H11ZM76 235H79L78 236V243L77 244H79V247H80V252H81V255H83V256H85L86 257V259H82V260H84L85 262H87L88 263V261L87 260H90L91 258V256L93 255V254H91V251L88 249V246L86 247V244L87 243H85V241L83 240V238H82V236L80 235V233H76ZM100 235V234H99ZM98 235V236H99ZM103 235H104V232H103ZM258 235V234H257ZM262 235V234H261ZM83 236H84V234H83ZM254 238H253V237ZM50 237V236H49ZM73 237V236H72ZM252 237V238H251ZM261 237V236H260ZM20 238V237H19ZM19 238H17V240L19 239ZM38 238V237H37ZM100 237H98V239H99ZM111 238V237H110ZM12 239V238H11ZM14 239H16V237L14 238ZM75 239H77V238H75ZM219 239H221V238H219ZM222 239H223V237H222ZM226 239H229L228 237H226ZM225 239V240H226ZM9 240V239H8ZM16 240V241H17ZM62 240V239H61ZM68 240V239H67ZM87 240V239H86ZM90 240V239H89ZM110 240V239H109ZM208 240H210V239H208ZM211 240H212V238H211ZM15 241V240H14ZM40 241V240H39ZM97 240H95V242H96ZM205 241V240H204ZM250 241V242H251ZM12 242H13V240H12ZM18 242V241H17ZM16 242V243H17ZM19 242H20V240H19ZM18 242V243H19ZM50 242V241H49ZM135 242V244H136V241H134ZM205 242H207V241H205ZM104 243V242H103ZM107 243V242H106ZM249 243V242H248ZM22 245H23V243H21ZM28 244V243H27ZM72 244V243H71ZM76 244V245H77ZM97 244H99V243H97ZM108 244V243H107ZM250 244V243H249ZM18 245H20V243L18 244ZM25 246L23 247V250L17 255V253L15 254V255H17V256H13V255H11V253H10V255H7L6 257H7V259H8V262L10 263V264H47V260L49 259L50 260V258H52L54 261H55V263L56 264H69V263H67V261H65V260H63L62 258H60L56 253H55V251L53 252V251H51L49 248H47V245H43V243L42 244H40V242L39 243H37V245H38V248L40 249V259L42 260V261H40L39 260V257H37L38 255H37V252H36V254L34 253L35 251H33L32 249H29V244H28V246L26 245V244H24ZM72 245H74V244H72ZM93 245V244H92ZM106 245V244H105ZM104 245V246H105ZM127 245V244H126ZM196 245V244H195ZM204 245V244H203ZM247 245V244H246ZM262 245H264V240H262V244H261V246ZM2 246V245H1ZM78 246V245H77ZM98 246V245H97ZM100 246V245H99ZM102 246V245H101ZM107 246V245H106ZM197 246H199V245H197ZM255 246V245H254ZM254 246H253V248H254ZM51 247V246H50ZM78 247V248H79ZM193 247V246H192ZM220 247V246H219ZM223 247V246H222ZM245 247V246H244ZM247 247V246H246ZM250 247V246H249ZM256 247V246H255ZM90 248V247H89ZM96 248V247H95ZM98 248V247H97ZM103 248V247H102ZM252 248V247H251ZM257 248V247H256ZM261 248V247H260ZM6 249V248H5ZM14 249V248H13ZM99 249V248H98ZM126 249V248H125ZM150 249V248H149ZM223 249V248H222ZM222 249L220 248V249H218L217 250V254L215 253V258H214V260L212 259V260H210V258L209 257H205V253H207V250L205 249H201V248H195L194 250H192V249H189V252H190V254H191V256H192V259H191V261H196V257H198V256H203L202 258H201V261H199L200 263L199 264H225V262L223 261V252H222ZM261 249H264V248H261ZM55 250V249H54ZM93 250H95V249H93ZM130 250H131V248H130ZM129 250V251H130ZM216 250V249H215ZM252 250H254V249H252ZM251 250V251H252ZM6 251V250H5ZM39 251V250H38ZM78 251V250H77ZM90 251V252H89ZM107 251V250H106ZM138 251V250H137ZM248 251V250H247ZM2 252V251H1ZM98 252V251H97ZM120 252V251H119ZM135 252H136V250H135ZM39 253V252H38ZM95 253V252H94ZM123 253H125V252H123ZM138 253V252H137ZM3 254H5V253H3ZM14 254V253H13ZM112 254V253H111ZM131 254V253H130ZM248 254V253H247ZM251 254V253H250ZM6 255V254H5ZM67 255V254H66ZM125 255H126V253H125ZM251 255H253V254H251ZM64 256V255H63ZM108 256H110V255H108ZM114 256H115V254H114ZM65 257V256H64ZM67 257H70V256H67ZM72 257V256H71ZM94 257H95V255H94ZM119 257V256H118ZM124 257H126V256H124ZM214 257V256H213ZM247 257H249V256H247ZM73 258V257H72ZM82 258V257H81ZM131 258V257H130ZM139 257H137V259H138ZM6 259V258H5ZM68 259V258H67ZM75 259H76V257H75ZM95 259H97V258H95ZM105 259V258H104ZM147 259V258H146ZM262 259V261H264V251H259V252H257V253H255L254 255H253V257L251 258V260H252V262L254 261H256V263H258L257 262V260L259 261V263H261V260ZM14 260H17V261H14ZM93 260V258L91 259V261ZM112 260V259H111ZM117 260V259H116ZM4 261H6V260H4ZM72 261H74V260H72ZM91 261H89V263L88 264H90L91 263ZM94 261V260H93ZM114 261V260H113ZM142 261V260H141ZM147 261V260H146ZM191 261H188V260H186V259H184V258H181V260H180V262L181 263H184V264H186V263H188V262H191ZM8 262H7V264H8ZM75 262V261H74ZM77 262V261H76ZM79 262V261H78ZM85 262H83L82 263V261H81V263L80 264H84ZM143 262V261H142ZM96 263H97V261H96ZM106 263V262H105ZM107 263H109V262H107ZM110 263H112V262H110ZM121 263V262H120ZM258 263V264H259ZM72 264H75V263H72ZM76 264H78V263H76ZM93 264V263H92ZM119 264V263H118ZM129 264V263H128ZM135 264V263H134ZM198 264V263H197ZM247 264H251V262H248L247 261Z\"/></svg>",
	"mask_w": 264,
	"mask_h": 264
}]
</instances>
